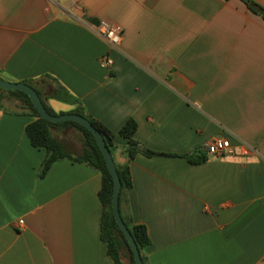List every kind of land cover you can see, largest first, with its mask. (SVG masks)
<instances>
[{
    "label": "crops",
    "instance_id": "obj_1",
    "mask_svg": "<svg viewBox=\"0 0 264 264\" xmlns=\"http://www.w3.org/2000/svg\"><path fill=\"white\" fill-rule=\"evenodd\" d=\"M102 22L121 29L118 50L95 33ZM0 81L113 132L133 184L122 213L147 229L146 264H264V17L245 0H0ZM36 120L0 89V264H114L100 172L64 158L41 177L47 151L26 133ZM129 120L156 155L128 157ZM51 134L79 156V131ZM219 136L234 154L187 159ZM243 142L256 154L241 155Z\"/></svg>",
    "mask_w": 264,
    "mask_h": 264
},
{
    "label": "trees",
    "instance_id": "obj_2",
    "mask_svg": "<svg viewBox=\"0 0 264 264\" xmlns=\"http://www.w3.org/2000/svg\"><path fill=\"white\" fill-rule=\"evenodd\" d=\"M252 11L262 15L264 17V9L260 7L255 0H245ZM14 94H18L23 98L24 103L31 111V113L37 117V120L31 123L26 128V133L34 147L44 148L47 151L46 158L42 164L40 176L46 175L52 164L60 159L69 158L74 159L89 165L90 167L96 169L100 172L102 176V187L99 192V198L103 206L102 222H101V238L107 245V254L111 258L114 264H122L121 254L125 250L128 254V259L130 264H135V260L130 249L128 242L126 241L122 231L119 229L115 222L113 211H112V196H113V179L107 170L105 160L102 153L97 146V143L92 136V134L74 122H65L61 124H52L42 119L37 110L34 108L30 98L18 91H12ZM42 100L41 94L37 92ZM46 110L53 116L56 114L44 103ZM72 114H78L83 116L80 111H75ZM86 118V117H85ZM96 129L102 134L107 147L113 155V150L115 148L114 144V134L108 128H106L102 123L95 119L87 118ZM54 127H73L82 135L83 149L77 158H72L69 155L61 142L54 138L51 134V129ZM137 130V125L133 120H129L120 130V135L128 139V149L127 155L131 159L135 157L138 153H143L146 156H154L156 153L144 149L140 144L134 139V135ZM206 156H199L194 159L192 156H187V159L191 162H200L206 160ZM117 172L120 178L121 191L119 198V207L122 219L126 226L128 227L138 249L141 253L143 263H145L143 257V250L148 245H150V238L145 226L134 224L129 218H126L122 213V208L126 202V195L129 190L132 189V178L130 173V168L128 165L117 166Z\"/></svg>",
    "mask_w": 264,
    "mask_h": 264
},
{
    "label": "water",
    "instance_id": "obj_3",
    "mask_svg": "<svg viewBox=\"0 0 264 264\" xmlns=\"http://www.w3.org/2000/svg\"><path fill=\"white\" fill-rule=\"evenodd\" d=\"M0 89L9 90V91H18V92H22L26 94L30 98L39 116L49 123L61 124L65 122H74L84 127L92 134L105 160L107 170L109 171L113 179L112 211H113L115 222L118 225L119 229L122 231L126 241L128 242L130 246V249L132 251V254L135 260V264H144L142 257H141V253L138 249V246L136 245L128 227L124 223L122 216H121L120 207H119V198H120V191H121L120 178L117 172V167H116V163L114 161L113 155L111 151L109 150V148L107 147L102 134L84 116H81L78 114H64L60 116L51 115L46 110L39 94L36 92V90L33 87H31L28 84L10 83V82L0 81Z\"/></svg>",
    "mask_w": 264,
    "mask_h": 264
},
{
    "label": "built area",
    "instance_id": "obj_4",
    "mask_svg": "<svg viewBox=\"0 0 264 264\" xmlns=\"http://www.w3.org/2000/svg\"><path fill=\"white\" fill-rule=\"evenodd\" d=\"M95 33L106 42L110 50H118L120 48L122 43V32L118 26L102 22L96 26ZM99 62L100 66L105 69H111L114 65V61L110 54L101 56ZM239 146L241 155L256 154V150L244 142L240 143ZM202 149L206 157H222L235 153L230 141L221 136L215 137L205 143ZM262 159L264 160V157H262ZM18 223L23 224V221H19Z\"/></svg>",
    "mask_w": 264,
    "mask_h": 264
}]
</instances>
